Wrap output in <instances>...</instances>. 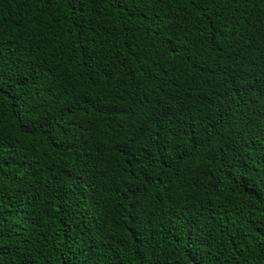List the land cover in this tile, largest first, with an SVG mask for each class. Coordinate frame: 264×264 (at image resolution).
Segmentation results:
<instances>
[{
    "label": "trees",
    "instance_id": "1",
    "mask_svg": "<svg viewBox=\"0 0 264 264\" xmlns=\"http://www.w3.org/2000/svg\"><path fill=\"white\" fill-rule=\"evenodd\" d=\"M0 264H264V0H0Z\"/></svg>",
    "mask_w": 264,
    "mask_h": 264
}]
</instances>
